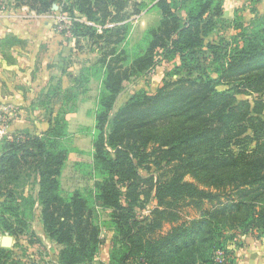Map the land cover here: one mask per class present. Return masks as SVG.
I'll list each match as a JSON object with an SVG mask.
<instances>
[{"label":"trees","instance_id":"1","mask_svg":"<svg viewBox=\"0 0 264 264\" xmlns=\"http://www.w3.org/2000/svg\"><path fill=\"white\" fill-rule=\"evenodd\" d=\"M14 1L38 15L59 5L67 18L62 35L80 50L87 42L99 58L71 77L69 89L53 88L62 104L48 131H22L0 143V234L41 243L33 229L39 213L46 238L62 247L59 264H105L97 259L99 213L110 211L109 264H236L227 244L239 234H264V14L228 22L225 0ZM152 11L159 23L131 45V18ZM162 65L169 68L154 92L140 89L118 106L128 84ZM92 80L101 86L94 183L65 198L67 116ZM253 95L261 97L251 101ZM28 187L37 193L27 194ZM154 201L149 216L139 218ZM205 202L215 207L201 220L154 238L181 219L175 209ZM10 253L0 246V264H14Z\"/></svg>","mask_w":264,"mask_h":264},{"label":"crops","instance_id":"2","mask_svg":"<svg viewBox=\"0 0 264 264\" xmlns=\"http://www.w3.org/2000/svg\"><path fill=\"white\" fill-rule=\"evenodd\" d=\"M4 1H7V4H4ZM0 2L5 5V10L0 12V106L6 105L15 111L9 129L11 135L29 131L33 135L41 136L50 127L52 113L55 117L62 104L58 95L51 93L53 88L60 86L63 90L69 89L73 85L70 76L75 77L80 70L90 67L91 63L79 66L78 70L73 67L72 61L76 57H73L72 53H76V44L61 35L57 27L58 8L53 9L50 14L38 15L26 6L18 7L14 0ZM237 14L244 19L245 23L253 19L256 14L263 15L264 0H225V19L232 22ZM155 15V20L149 28L156 26L160 21L159 13L155 12ZM160 69V67L157 68L154 73ZM100 88V83L92 80L88 86V93L79 101L77 112L67 116L70 133L71 117H79L83 120L79 116L81 107L84 104H89V109L94 107ZM129 97L130 95L125 102ZM119 101V107L125 103L119 104ZM45 106H51L53 112L43 109ZM66 164L63 168L61 183ZM38 217L39 213L36 214V222ZM38 236L43 240L45 234H38ZM260 247H262L260 244H255L249 249L245 247L236 250V264H264V244L263 248ZM101 262L109 264L110 259L101 260Z\"/></svg>","mask_w":264,"mask_h":264},{"label":"rangeland","instance_id":"3","mask_svg":"<svg viewBox=\"0 0 264 264\" xmlns=\"http://www.w3.org/2000/svg\"><path fill=\"white\" fill-rule=\"evenodd\" d=\"M1 1V0H0ZM3 1V0H2ZM141 2H147L150 3L151 0H140ZM4 4H7V1H4ZM54 7L59 9V5H55ZM155 12H150L149 15L144 12L140 16H135L131 18V24H132V34L130 38L131 45H134L137 43L145 30L149 28V26L152 24V22L155 20ZM62 15H60L59 11V19H58V29L61 32H67V24L61 25ZM232 31L225 32V35H232ZM62 35V33H61ZM64 38H69L70 35H62ZM82 50L80 48H75L76 53H72L73 57L75 56L76 59L72 61L74 63V68L78 70L79 66L81 67L84 64L91 63L94 64L98 58V52L91 51L89 48L87 42H81ZM76 46V45H75ZM72 58V57H70ZM73 65V64H71ZM160 70L147 80H141V81H133L132 83L127 85V90L124 92V94L121 96V99L119 101V104H122L125 102L129 95L133 94L134 92L140 90V89H147L150 92H153L156 90L163 79V74L168 70V66L162 65L160 66ZM80 70L79 72H81ZM80 74V73H79ZM78 74V75H79ZM76 75V76H78ZM74 77V76H70ZM96 93L95 90L93 92ZM250 100H254L257 97L260 98L261 96L253 95L249 96ZM82 98V97H81ZM79 99V101L81 100ZM240 98H247L246 95ZM60 103L62 102V96L59 97ZM89 104H84L81 108V112H79V116L81 117L80 120L79 117H71V138L68 142V147L70 150L69 159L67 161L64 173H63V196L65 198H69L73 195L76 191L85 192L86 190L92 188L93 186V178L91 176V164H92V156H93V132L95 129V111H96V105L92 108H88ZM59 106V110H60ZM56 106L54 107L55 111ZM45 109V108H43ZM58 110V109H57ZM81 124V125H80ZM167 172V171H166ZM170 172V171H169ZM166 177H168L166 173ZM184 180L186 182H195L190 176H185ZM34 191L33 188L28 187L27 191ZM36 192V188L34 193ZM227 198H223L225 201ZM157 203L154 201L151 203V207L147 208L146 210H138V216L139 218H145L149 216L150 210H152L154 207H156ZM214 205L208 202L202 203L199 206L186 203L184 206H182L179 209H175V213L178 214V216L181 217V219L177 223H166L162 230L158 231L154 238L159 237H166L172 233V230L174 228H178L183 224H189L194 220H201L204 215L208 212H212L214 209ZM110 211H101L99 213L100 217V226L102 228V234L101 238L103 240L102 247L100 248L99 254L97 256V259L99 261L101 260H108L109 254H110V243L111 239L113 237V230L111 228V221H110ZM205 213V214H204ZM33 229L38 234L42 233V227L39 222L33 223ZM11 236L9 234H0V243L3 237ZM237 239H235L233 242H230L227 244V248L229 251L233 252L236 258V250L244 249L245 247L252 248L255 246V244H260L263 248L264 244V234L255 232L248 235H237ZM13 237V236H11ZM40 239V237H38ZM14 243L12 248L8 249L11 253V262L14 264H59L58 258L60 255V252L62 250L61 246L54 245L50 243V240L46 239L44 236V239L41 240V243H36L34 245H30L29 242V236H22L19 238H14ZM216 257L218 262L223 261V253L216 252Z\"/></svg>","mask_w":264,"mask_h":264},{"label":"built area","instance_id":"4","mask_svg":"<svg viewBox=\"0 0 264 264\" xmlns=\"http://www.w3.org/2000/svg\"><path fill=\"white\" fill-rule=\"evenodd\" d=\"M5 10V5L0 2V12ZM66 17H62L61 22L66 21ZM109 27H112V25H109ZM15 111L13 108L2 105L0 106V143L6 139L12 140L13 135L10 134V124L14 119Z\"/></svg>","mask_w":264,"mask_h":264},{"label":"water","instance_id":"5","mask_svg":"<svg viewBox=\"0 0 264 264\" xmlns=\"http://www.w3.org/2000/svg\"><path fill=\"white\" fill-rule=\"evenodd\" d=\"M54 10H57L56 7L53 8ZM14 239L11 236L3 237L1 240V247L5 249H10L13 246Z\"/></svg>","mask_w":264,"mask_h":264}]
</instances>
